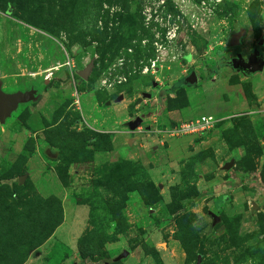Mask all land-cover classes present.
<instances>
[{"label":"rangeland","instance_id":"rangeland-1","mask_svg":"<svg viewBox=\"0 0 264 264\" xmlns=\"http://www.w3.org/2000/svg\"><path fill=\"white\" fill-rule=\"evenodd\" d=\"M96 2L0 0L3 89L38 90L0 122V252L12 229L20 244L0 264H104L124 249L113 264H264V71L222 61L264 38V0ZM105 22L113 47L95 32ZM204 115L210 131L170 135ZM95 133L113 149L78 146ZM122 160L132 170L115 175ZM89 240L105 257L81 255Z\"/></svg>","mask_w":264,"mask_h":264},{"label":"water","instance_id":"water-1","mask_svg":"<svg viewBox=\"0 0 264 264\" xmlns=\"http://www.w3.org/2000/svg\"><path fill=\"white\" fill-rule=\"evenodd\" d=\"M247 27L242 25L239 31L235 32L228 39V44L230 46H239L241 44L242 38L247 35ZM263 42H260L262 44ZM229 64L232 65L234 69H240L247 73H257L264 71V55L260 53L257 49L253 53L249 55L247 59H245L241 54H238L237 57L230 59ZM94 68V62L92 61L83 71L80 72V76L83 79H87ZM186 81L189 83H193L197 81V76L195 72H192L190 76L186 78ZM36 88H31L27 91H17L13 93H9L4 91L3 89V81L0 79V122L5 123L8 118L12 116V114L18 110L21 104H26L34 101L37 98ZM147 97L151 96V92L146 94ZM142 119L140 117L137 118L135 122L131 124L132 128H136ZM235 163V158H233L230 162H228L225 166L226 169L231 168ZM22 182V179H20ZM215 220H217V216L214 215ZM130 251L124 249L120 254L113 258H105L104 264H113L121 261L125 257L129 255ZM76 264V263H74Z\"/></svg>","mask_w":264,"mask_h":264},{"label":"trees","instance_id":"trees-1","mask_svg":"<svg viewBox=\"0 0 264 264\" xmlns=\"http://www.w3.org/2000/svg\"><path fill=\"white\" fill-rule=\"evenodd\" d=\"M99 4H100V0H97V2H96L95 5H99ZM85 21H86V19H83L82 22H81V27L82 28H84V26H86V27L88 26V25H85ZM81 27H79V28L81 29ZM95 32H96V34L99 35V38H103L104 39L103 40V42H104L103 44L106 47H110V46L113 47V45L115 44V40H112V38H114L115 36H118V32H117V30H115L114 27L113 28L109 27L108 24L105 22L104 29L102 31L96 30ZM108 36H111L112 38H111V40L109 42H106ZM106 51L107 50H104V53ZM136 59L138 61L139 60V57L136 56ZM209 69L211 70V72H210L211 75L213 73L215 74L217 72V70L216 69H213L212 67H210ZM77 120H74V121H77ZM58 131L59 130H57L56 132H58ZM68 138H69L68 136H63L61 134H58V139L60 141H66ZM73 139L75 140L74 137H73ZM88 139L89 140L85 139L79 145L77 144L78 142H76V144L78 146L82 147V148L83 147H87L90 144L94 148L99 149V150L109 151V150L113 149V140H112V138L110 137V135L108 133H95V134H93L91 136V138H88ZM130 170H132L131 165H130V160H122L121 161V166L118 167L115 170L114 173H115V175L122 174V175L126 176L125 172L126 173H130ZM152 192H153V196H152V198L150 200L153 203L155 201V198L157 196H159V192H158L157 188H155V190H152ZM2 194H3V191L0 192V197H1ZM0 201L2 202V199H0ZM61 215H62V206H61V204H59L58 202L57 203H54V205L52 207V210H51V214H50L49 220H45L44 219V221L49 224L48 226H51V227L52 226H55V227H57L60 224V222H61V219H62L61 218ZM41 221H43V217H42ZM15 233H17V232L12 229V236H11V238H12V240L16 244L14 245L13 248H10V249H8V250H6L4 252H0V257L2 255H4V254H6V255L7 254L8 255H15L17 253V250H18V247H19L20 244L17 241V237L15 236ZM93 235L94 234H90L89 236H93ZM95 235L96 236H99L98 233H96ZM41 236L47 237V234L45 233L44 229L42 230ZM43 239L42 238H39L38 241H42ZM99 239H100V241L103 240V238L101 239V234H100ZM81 247H83V248H81L80 253L83 256H87V255H91L92 256L95 253H99L102 258L105 257L103 255V252H102L101 248L99 246L97 247L96 245L94 246V243L91 242L90 240L88 241V244L87 245L84 244V243H82L81 244ZM107 258H110V257H107Z\"/></svg>","mask_w":264,"mask_h":264},{"label":"built area","instance_id":"built-area-1","mask_svg":"<svg viewBox=\"0 0 264 264\" xmlns=\"http://www.w3.org/2000/svg\"><path fill=\"white\" fill-rule=\"evenodd\" d=\"M215 122L216 120L213 116L204 115L195 120H190L176 126L173 130L170 131V135L175 136L186 134H202L210 131L214 127Z\"/></svg>","mask_w":264,"mask_h":264},{"label":"flooded vegetation","instance_id":"flooded-vegetation-1","mask_svg":"<svg viewBox=\"0 0 264 264\" xmlns=\"http://www.w3.org/2000/svg\"><path fill=\"white\" fill-rule=\"evenodd\" d=\"M240 27H241V26H240ZM240 27L238 28V30L234 31L231 35H233V34H234L235 32H237V31H239ZM231 35H230V37H231ZM245 37H246V36H244L243 38H245ZM243 38H242V40H243ZM263 39H264V38H263ZM263 39H261V40H259V41L257 42V44L254 46L252 52H250V53L248 54L247 57H245V56L243 55V53H242L240 50H237L236 56H234V57H232V58H235V57L238 56V54H241L245 59H247V58L249 57V55H250L251 53H253L255 50H257V49L260 51L261 54H263V52H262V51L260 50V48H259V47H262V45H263V43L260 44V42H263V41H264ZM241 44H242V41H241ZM241 44H240L239 46H232V47H235L236 49H238V47H240ZM263 55H264V54H263ZM232 58H230V59H232ZM230 59H223L222 61H223L226 65L232 67V65L229 64ZM232 68H233V67H232ZM233 69H234V68H233ZM234 70H235V71H238V72H240V73H242V74H244L245 76H253V75L256 74V73H252V74H250V73H247V72L242 71V70H240V69H234ZM257 73H260V72H257ZM190 75H191V74H190ZM187 77H188V76H186V78H187ZM186 78H185V79H186ZM37 92H38V91H37Z\"/></svg>","mask_w":264,"mask_h":264}]
</instances>
